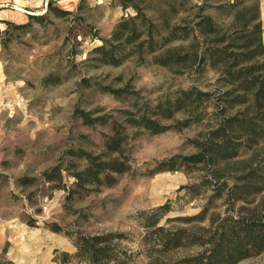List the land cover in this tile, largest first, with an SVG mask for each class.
Segmentation results:
<instances>
[{"label":"rangeland","instance_id":"obj_1","mask_svg":"<svg viewBox=\"0 0 264 264\" xmlns=\"http://www.w3.org/2000/svg\"><path fill=\"white\" fill-rule=\"evenodd\" d=\"M49 1L0 0V262L59 264L55 257L75 253L72 236L78 231L122 234L118 244L134 254L133 264H149L142 213L164 207L156 228L170 230L191 227L185 221L167 222L175 218L204 213V220L197 222L203 227L210 219L235 216L243 203L235 202L227 190L238 184L240 172L216 179L196 165L151 173L160 162L197 153L220 119L235 113L223 110L218 75L208 71L199 79L192 70L176 73L153 64L150 57L103 64L94 52L102 45L98 38L108 39L118 22L135 11L123 9L119 0H52L53 7L70 15L50 13L45 20H31L47 14ZM259 6L264 45V0ZM192 86L210 93L203 119L182 128L178 122L189 116L178 114L163 120L169 128L156 135L132 130L124 113L133 110L109 93L126 89L142 105ZM113 124L129 134L126 154L132 169L118 176L114 186L66 202L74 182L69 166L84 163L68 152L82 149L98 156ZM244 146L230 165L240 166L254 154L263 167L264 142ZM52 168L59 169L60 183L44 179L43 173ZM22 178L34 181L22 187ZM225 181L229 187L219 191ZM249 200L251 207L263 204L264 192ZM51 224L62 232H53ZM199 251L181 248L171 255L181 259ZM66 264L85 263L71 259ZM238 264H264V251Z\"/></svg>","mask_w":264,"mask_h":264},{"label":"trees","instance_id":"obj_2","mask_svg":"<svg viewBox=\"0 0 264 264\" xmlns=\"http://www.w3.org/2000/svg\"><path fill=\"white\" fill-rule=\"evenodd\" d=\"M119 4L123 9L132 8L135 15L122 18L108 39L98 38L102 45L94 52L101 63L118 66L133 57L141 61L150 57L153 64L176 73L192 70L199 79L205 72L212 71L224 88L220 92L223 110L235 111L220 119L208 140L198 144L197 153L160 162L151 173L201 165L213 177L221 179L230 171H238L241 173L237 177L238 184L229 187L225 181L218 190L229 187L227 195L243 205L235 216L210 219L203 227L197 222L204 220V213L168 220L191 224L190 228L175 230L164 226L156 228L164 207L142 213L149 264H238L261 254L264 251V203L248 205L252 204L249 197L264 192V166L256 162L254 154L240 166L229 163L244 145L252 148L264 142V45L259 0H119ZM50 13L60 17L70 15L53 7L50 0L47 14L30 19L42 21ZM81 36L84 38L85 34ZM109 93L133 110L124 113L132 130L153 135L166 131L169 127L161 122L172 120L178 114L189 116L178 122L182 128L188 127L190 120L201 121L210 97L209 92L192 86L186 90L178 88L153 102L139 105L136 94L126 89ZM111 131L104 137L103 152L98 156L93 157L82 149L68 152L73 160L84 163L69 166L74 182L67 190L66 202L81 201L101 187H112L118 176L132 169L126 154L128 132L120 131L115 124ZM43 177L46 182L62 181L58 168L43 173ZM33 181L22 178L18 182L27 187ZM49 228L55 233L62 232L58 224H51ZM72 237L75 253L55 257L59 264L69 263L71 259L85 264H133L135 261L134 254L118 244L124 238L122 234L87 235L77 231ZM194 247L200 248L195 255L181 259L171 255L178 249Z\"/></svg>","mask_w":264,"mask_h":264}]
</instances>
